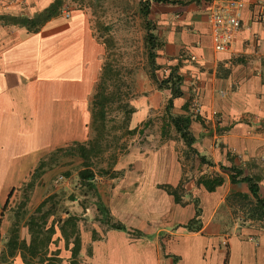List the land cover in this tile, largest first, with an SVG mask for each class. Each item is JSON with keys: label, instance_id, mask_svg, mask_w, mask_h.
I'll use <instances>...</instances> for the list:
<instances>
[{"label": "crops", "instance_id": "obj_1", "mask_svg": "<svg viewBox=\"0 0 264 264\" xmlns=\"http://www.w3.org/2000/svg\"><path fill=\"white\" fill-rule=\"evenodd\" d=\"M212 1L149 3L158 43L156 75L162 78L173 67L182 78V95L174 98L171 114L189 117L199 169L186 170L175 128L176 136L130 148L116 160L114 175L93 178L108 215L81 195L71 196L73 180H65L58 191L69 192L54 200L62 210L54 209L42 229L54 223L50 240L32 250L27 220L56 192L50 184L55 169L46 167L37 177L35 170L63 151L65 166L70 159L65 149L89 138L92 93L105 48L87 8L74 1L61 0L59 13L37 30L17 19L33 17L54 0L0 2V264H264L263 228L242 224L227 233L216 221L228 194L249 193L247 184L232 183L221 165L257 179L264 195V0H243L240 28L221 52L214 49L206 21ZM142 82L130 101L129 128H139L136 132L170 97L168 88L150 79ZM194 99L198 113L190 106ZM200 156L210 163H200ZM188 170L191 176L185 179ZM194 172L198 177L220 173L224 181L207 191ZM164 185L181 186L180 202ZM196 205L201 227L190 231L185 225ZM56 215L77 218L75 257L73 235L64 237ZM113 222L123 228L112 227ZM13 233L17 243L8 255Z\"/></svg>", "mask_w": 264, "mask_h": 264}, {"label": "rangeland", "instance_id": "obj_2", "mask_svg": "<svg viewBox=\"0 0 264 264\" xmlns=\"http://www.w3.org/2000/svg\"><path fill=\"white\" fill-rule=\"evenodd\" d=\"M70 2L72 0H69ZM74 1V2H73ZM74 6L85 7L90 16L94 35L104 44V54L102 62H109L112 66L113 78L108 80L105 93L107 100L105 102V117L101 125L93 120L90 123V135L85 146H89L91 142L97 140L94 153L89 156V169L98 175H114V164L121 154L126 153L130 148L136 146H144L145 143H156L158 139L165 137H173L176 133L172 129L171 122L165 117L164 109H157L151 112V116L141 124V131L129 133V118L131 114H127L126 104L136 99L139 95V83L150 77V64L148 61V44L146 41V24L144 15L141 12V0H73ZM71 2V3H72ZM150 20V30L155 27V23L147 15ZM153 32V31H152ZM154 81V80H152ZM155 82V81H154ZM94 93V90H93ZM92 93V96H93ZM93 103V101H92ZM131 105V104H130ZM93 113V106H92ZM139 129V128H137ZM173 130V132H172ZM162 133V134H161ZM176 136V134H175ZM178 138V137H177ZM179 137L178 139H180ZM181 147L182 161L186 170L191 168L199 169L195 161V153L187 146ZM186 145V144H185ZM150 146V145H148ZM153 146V145H152ZM74 146L66 148V155L70 159H66V165L60 161V156L65 153H54L48 156L43 167L35 170L34 176L37 177L46 167L56 172L53 173L50 184L51 188L56 190L52 193L55 195L54 200L60 199L62 193L67 194L68 190L58 191L65 180H73V189L71 196L81 195L83 200H90L98 206V197L93 191L86 190L78 179V171L84 168V159L73 149ZM60 168V170H57ZM104 170L107 173H102ZM189 171V170H188ZM191 171L186 172L184 178L191 176ZM198 172H194L198 177ZM72 174V177L70 176ZM76 176V177H75ZM77 183V184H74ZM76 189V190H75ZM61 190V189H60ZM51 195V196H53ZM88 196L84 199L83 196ZM60 202H56L57 212L62 210ZM20 204L17 208H23ZM100 206V205H99ZM102 206V205H101ZM252 206L249 200H237L235 198L226 197L222 208L221 216L216 217V221L220 223L227 233L234 231L235 225L256 226L264 229V218H257L248 213L249 207ZM46 208V207H45ZM44 208V209H45ZM100 210L101 207L99 208ZM56 219L58 215H56Z\"/></svg>", "mask_w": 264, "mask_h": 264}, {"label": "trees", "instance_id": "obj_3", "mask_svg": "<svg viewBox=\"0 0 264 264\" xmlns=\"http://www.w3.org/2000/svg\"><path fill=\"white\" fill-rule=\"evenodd\" d=\"M151 0H141V12L144 15L145 24L146 26V41L148 44V61L150 64V77L152 80H154L157 83L158 88H168L170 90V97L167 100V103L164 107V114L166 117L169 118V121L174 125L176 131L179 133L181 139L184 141L186 146L195 153V150L192 148L193 143V137L191 136L189 130H188V124H189V117L188 116H173L171 114V108L173 106V100L174 98L182 95V90L180 88L181 85V76L177 74L176 68H169V70L164 74L162 78H158L156 75V70L158 69V66L155 64V57H156V47L158 43L156 42V36L153 34V32L150 30L151 26L150 20L147 19V15L149 14V3ZM158 2H165L167 0H153ZM61 4V0H54L53 3H51L47 8L42 10L41 12L37 13L31 18H19L17 21L21 24H24L28 26V29H34L37 30L44 21L48 20L50 17L57 15L59 13L58 7ZM113 78L112 74V66L109 62H102L100 73L98 76V80L96 82L94 93L92 96V106H93V120L98 123V125H101L104 121L105 117V102L107 100V94L105 93V88L107 85L108 80ZM188 108V102H186L183 105V109L186 110ZM126 111L127 114H131L134 111V108L130 104H126ZM129 133L133 134L136 133L137 129H131L128 130ZM97 145V140L94 142H91L90 145L87 147L84 144H76L74 146V150L76 153H78L81 157L84 159V168L78 171V179L83 185L86 190L91 189L90 191H93L94 194L97 195V191L93 182L94 173L89 169V156L94 153L95 146ZM200 163H210L209 161L205 160L204 156L199 157ZM38 168H41L39 166ZM221 168L223 171H229V180L232 183L236 182H245L248 186L249 193H231L228 194V198H235L237 200L243 199V200H249L250 204L252 206L249 207L248 213L251 214L254 217L257 218H264V195H261L259 193V187L257 184V179L251 177V176H242V171L239 168L236 167H225L221 165ZM102 173H107L106 170H104ZM224 181V178L222 174L220 173H213L210 175H200L197 178V183L202 185L207 191H213L215 188L219 185H221ZM181 185V184H180ZM165 190L172 194L174 197L175 202H180V195H179V187H171L170 185H164L163 186ZM54 196H48L45 198L35 209L34 215H30L27 224L31 233V239H30V246L29 250L38 248L39 245H44L50 240V236L53 233V222L51 225L43 231V227L46 224V219L49 215L53 214L55 211V203L53 201ZM98 197V196H97ZM98 209L101 207V209L106 212V215H108V210L101 206L102 203L100 202L98 198ZM100 205V206H99ZM46 207V209H44ZM195 216L193 219H191L185 227H187L190 231H198L201 227V222L199 219L200 215V209L196 205L195 209ZM76 220L77 218L73 215L68 216L67 218L61 220L58 218L57 223H60L59 227L64 235V237L67 239L68 235H73V247H72V257H75L79 250V237L76 234ZM112 227L115 228H123V225L120 223L113 222L111 224ZM16 239V233H13L11 236V239L7 242V248H8V255L13 254V248L15 247L17 241ZM22 245H24L22 243ZM70 264H77L75 260H71Z\"/></svg>", "mask_w": 264, "mask_h": 264}, {"label": "built area", "instance_id": "obj_4", "mask_svg": "<svg viewBox=\"0 0 264 264\" xmlns=\"http://www.w3.org/2000/svg\"><path fill=\"white\" fill-rule=\"evenodd\" d=\"M14 2L18 0H0ZM243 0H213L206 14V21L210 27V34L214 49L218 52L227 50L240 28ZM68 17V12L64 13ZM194 112L198 113L199 105L194 99L190 102Z\"/></svg>", "mask_w": 264, "mask_h": 264}]
</instances>
